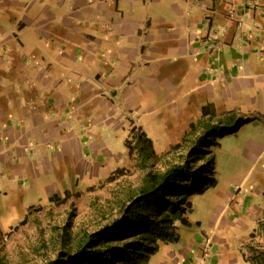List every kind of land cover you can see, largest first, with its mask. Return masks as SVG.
Returning a JSON list of instances; mask_svg holds the SVG:
<instances>
[{
	"label": "crops",
	"instance_id": "0c3cea01",
	"mask_svg": "<svg viewBox=\"0 0 264 264\" xmlns=\"http://www.w3.org/2000/svg\"><path fill=\"white\" fill-rule=\"evenodd\" d=\"M147 101L214 102L216 117L264 124V0H0V187L26 203L98 184L123 168L128 154L114 168L103 158L120 130L144 131L134 109ZM235 188L207 206V228L192 211L188 240L149 264H247L248 237L232 246L220 234L264 208Z\"/></svg>",
	"mask_w": 264,
	"mask_h": 264
},
{
	"label": "rangeland",
	"instance_id": "374dc122",
	"mask_svg": "<svg viewBox=\"0 0 264 264\" xmlns=\"http://www.w3.org/2000/svg\"><path fill=\"white\" fill-rule=\"evenodd\" d=\"M171 104L173 107L170 108L168 101H147L146 106L138 105L134 113L143 116L140 122H144V131L152 139L154 151L158 153L165 151L170 145L176 144V146L171 147L167 154H157L144 164L133 145L132 154L129 155L125 144L129 131L120 130L114 135L113 143L110 145V157L106 156L103 159L113 164L112 168H114L122 165L121 162L127 154L128 158L122 165V174L111 183L103 179L82 191L74 189L69 192L66 201L62 200V196L48 202L31 201L33 196H29L28 193L26 203L22 195H17L18 190L6 185L0 187L1 192H5L0 194V264H47L62 252L75 251L86 235L111 224L120 217L122 206L138 190L149 167L162 172L172 164L183 161L190 147L189 142H183V132L191 122L197 123L203 118L202 108L207 104L206 101H171ZM177 105L183 112L182 119L178 117ZM214 106L217 107V104L212 102L211 109ZM149 107L154 108V112L143 113L148 112L146 110ZM146 114L149 116H145ZM240 114L248 118L244 113ZM254 118V122L256 120L258 122L257 125L251 124L253 121L246 122L232 133L224 135H221L222 131L214 133L217 145L212 147V154L215 157L218 184L215 188L190 198L193 208V213L190 215L192 221L200 219L207 228V206L216 201L224 204L222 198L228 195L232 187H236V190L242 189L239 195L241 198L249 195L248 199L253 200L252 209L255 205L264 208V152H262L264 124L260 119ZM133 119L136 120L138 117L135 116ZM219 119L215 115L211 118L209 126L212 128L217 125ZM193 137L195 136L191 138ZM249 142L261 145L260 151L253 157H245L242 154L243 147ZM118 156H122L121 160ZM62 165L68 166V163ZM17 181L21 182L22 178ZM72 186L76 187L75 184ZM258 190H262L263 193L256 195ZM30 207L34 208L28 214L26 210ZM262 212L258 216L254 211H250L246 216L242 213L239 219L245 225V229L237 225L220 236L226 238L227 244L232 246L240 245V239L248 237L243 241V249L246 251V246L251 242L250 234L257 227ZM178 227L182 237L180 244H182L188 240V235L193 231L181 225ZM192 229H197V226L194 225ZM254 243L264 248V237H256Z\"/></svg>",
	"mask_w": 264,
	"mask_h": 264
},
{
	"label": "trees",
	"instance_id": "16d2710c",
	"mask_svg": "<svg viewBox=\"0 0 264 264\" xmlns=\"http://www.w3.org/2000/svg\"><path fill=\"white\" fill-rule=\"evenodd\" d=\"M214 117L213 109L205 106L203 118L191 124L184 135L183 142H189L190 147L183 161L162 172L149 167L138 190L122 206L118 219L86 235L75 251L62 252L47 264H149L151 256L159 251L162 244L179 242L178 226H191L188 219L193 211L190 198L218 184L212 154V147L217 145L214 133H232L244 123L255 120L236 111L228 112L219 117L218 124L211 128L209 122ZM193 135L195 137L191 138ZM125 144L129 155L132 154L131 146H134L144 164L157 156L152 140L140 127H131ZM122 172V168L115 170L105 179L106 182L115 181ZM68 195L69 192L62 195V200L66 201ZM58 197L54 195L49 200L54 201ZM33 208L28 209V214ZM258 236L264 237V209L243 253L249 264H264V248L254 243Z\"/></svg>",
	"mask_w": 264,
	"mask_h": 264
},
{
	"label": "built area",
	"instance_id": "2783aa9c",
	"mask_svg": "<svg viewBox=\"0 0 264 264\" xmlns=\"http://www.w3.org/2000/svg\"><path fill=\"white\" fill-rule=\"evenodd\" d=\"M217 50H220V46L219 45H217Z\"/></svg>",
	"mask_w": 264,
	"mask_h": 264
}]
</instances>
